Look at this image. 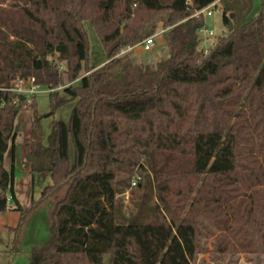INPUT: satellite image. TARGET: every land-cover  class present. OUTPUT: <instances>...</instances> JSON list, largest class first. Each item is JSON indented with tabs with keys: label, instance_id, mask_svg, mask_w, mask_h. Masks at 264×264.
<instances>
[{
	"label": "trees",
	"instance_id": "trees-1",
	"mask_svg": "<svg viewBox=\"0 0 264 264\" xmlns=\"http://www.w3.org/2000/svg\"><path fill=\"white\" fill-rule=\"evenodd\" d=\"M229 1L0 0V212L20 214L10 228L13 253L28 217L52 202L51 238L33 249L32 264H106L107 256L108 264H195L202 239L214 236L218 253L264 255V0L257 16L200 49L208 28L201 12L221 5L225 23L232 13L235 22ZM165 13L169 57L130 74L118 56L154 35L157 24H146ZM87 21L109 62L64 96L49 93L51 115L75 103L69 122H52V183L23 208L15 194V120L26 100L13 105L10 89L32 78L58 88V62L71 81L89 70ZM118 70L125 73L113 85ZM189 105L190 125L170 129ZM38 140L34 130L32 157ZM126 185L133 217L117 199Z\"/></svg>",
	"mask_w": 264,
	"mask_h": 264
},
{
	"label": "rangeland",
	"instance_id": "rangeland-1",
	"mask_svg": "<svg viewBox=\"0 0 264 264\" xmlns=\"http://www.w3.org/2000/svg\"><path fill=\"white\" fill-rule=\"evenodd\" d=\"M235 6L237 9L238 20L233 25L242 21L249 20L258 12L261 7L260 0H230L227 3L228 7ZM209 12L204 15H209L212 18L213 25L206 30L200 32V49L209 51L215 44L219 42L222 37L230 35L229 24L224 21L222 13V6H210ZM261 9V8H260ZM262 10V9H261ZM200 13H197L198 15ZM169 13L155 14L154 18L146 25L148 30L153 29L156 25V33L159 34L155 39V47L152 51H145L140 44L136 45L134 49L119 55L122 59V67H127L130 74L138 73L139 68L146 66L156 67L162 60L169 57V48L166 43V36L163 18H167ZM84 27L88 33L90 42V60L88 69L83 70L79 78L75 81L69 80L66 71L68 66L66 62H58L61 71L63 72V83L54 91H58L60 95L64 96V89L69 86H77L81 84L83 77L98 70L106 65L109 61L106 51L98 34L90 21L84 22ZM165 29V30H164ZM213 31L210 35L209 31ZM234 30V29H233ZM164 31V32H162ZM127 65V66H126ZM125 73V71L118 70L115 72L111 84H119L121 81L116 76ZM25 83V84H24ZM28 80L23 83L17 82L13 89H20L26 87ZM40 92L36 95H26V104L24 109L19 113L15 120V131L17 137L15 139V194L20 204L27 208L33 199H38L45 186L52 183L51 174L47 169L51 166L50 155L47 148L51 143L52 122L54 119H63L69 122L71 112L75 102H71L63 107L58 108L53 115L50 105L49 92L40 86ZM37 103L36 108H30ZM176 108H179L176 106ZM192 106L188 108H181L179 110V119H171L170 129H183L190 125ZM237 112V110H236ZM165 114L167 112L165 111ZM35 130L36 137L39 140L35 145V153L32 157L33 148V132ZM5 163L8 169L12 168L13 153L12 147L5 154ZM34 168L37 171H34ZM45 169V170H42ZM140 178L135 174L133 179ZM141 179V178H140ZM132 184V182H131ZM132 185L124 186V190L117 195L118 202L123 206V212L127 217H133L136 210L132 204ZM123 188V187H122ZM63 192L59 193L58 197ZM15 204V203H13ZM53 203H47L33 212L27 219L24 228L19 236L18 248L20 253L13 254L12 248L15 240H17L16 232L7 227H17L20 219V214L17 211L0 212V264H32V251L35 248L43 246L51 238V212ZM217 236L203 238V247L200 249L195 264H264V255L255 253H218L214 248V241ZM18 255V256H17ZM17 258V259H16ZM30 260V261H29ZM109 257H106V264L109 263ZM29 261V262H28Z\"/></svg>",
	"mask_w": 264,
	"mask_h": 264
},
{
	"label": "built area",
	"instance_id": "built-area-1",
	"mask_svg": "<svg viewBox=\"0 0 264 264\" xmlns=\"http://www.w3.org/2000/svg\"><path fill=\"white\" fill-rule=\"evenodd\" d=\"M215 6V5H213ZM210 7L203 10L201 13L205 14L206 12H209ZM164 32V31H162ZM209 34L212 35L213 31H209ZM159 34H154L148 38H146L143 42L140 43V46L144 48L145 51H152L155 47V39L158 37ZM132 49H134V47H129L125 50H122L120 55H124L125 53L131 51ZM208 51V50H207ZM21 83H23L24 81H20ZM25 84V83H24ZM40 86L37 85L35 83V79L32 78L28 81V83L26 84V87L22 88L20 87V89H10L13 93H15V97L12 100V104L13 105H18L21 100V97H25L26 100V95H33L36 96L39 92H40ZM46 89V91H48L49 93L53 92L54 89H48V88H44ZM2 106H5V103H2ZM137 185L136 182H133V186ZM0 196H1V189H0ZM6 200L10 203H12L14 201L13 199V195L11 194L10 191H8L6 193Z\"/></svg>",
	"mask_w": 264,
	"mask_h": 264
},
{
	"label": "water",
	"instance_id": "water-1",
	"mask_svg": "<svg viewBox=\"0 0 264 264\" xmlns=\"http://www.w3.org/2000/svg\"><path fill=\"white\" fill-rule=\"evenodd\" d=\"M205 17H206V23H207L208 27L212 26L213 25L212 18L209 15H206ZM234 17H235V15H234V13H232L230 15L231 21L229 23L230 32H232L234 29V25H233ZM21 100H25V97H21Z\"/></svg>",
	"mask_w": 264,
	"mask_h": 264
},
{
	"label": "crops",
	"instance_id": "crops-1",
	"mask_svg": "<svg viewBox=\"0 0 264 264\" xmlns=\"http://www.w3.org/2000/svg\"><path fill=\"white\" fill-rule=\"evenodd\" d=\"M260 2H261V0H260ZM261 9H262V2H261V7H260ZM259 8V10H258V12L257 13H255V15H253L252 17H255V16H257L258 15V13L261 11V9ZM5 167L6 168H8L7 166H6V163H5ZM21 206L23 207V205L21 204ZM24 208V207H23ZM19 222V221H18ZM7 228H14V227H7ZM21 252V249L20 250H18L16 253H20ZM15 252L13 253V254H16ZM18 256V255H17ZM17 259V258H16ZM30 261V260H29ZM28 261V262H29Z\"/></svg>",
	"mask_w": 264,
	"mask_h": 264
}]
</instances>
